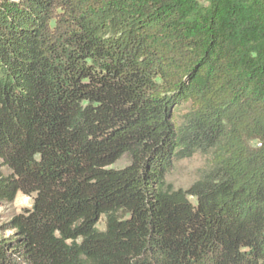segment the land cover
Here are the masks:
<instances>
[{"label": "trees", "instance_id": "obj_1", "mask_svg": "<svg viewBox=\"0 0 264 264\" xmlns=\"http://www.w3.org/2000/svg\"><path fill=\"white\" fill-rule=\"evenodd\" d=\"M19 193L0 264H264V0H0Z\"/></svg>", "mask_w": 264, "mask_h": 264}, {"label": "rangeland", "instance_id": "obj_2", "mask_svg": "<svg viewBox=\"0 0 264 264\" xmlns=\"http://www.w3.org/2000/svg\"><path fill=\"white\" fill-rule=\"evenodd\" d=\"M124 164V162H121L118 166H123ZM210 166L211 158L209 156L197 154L191 160L177 163L173 171L168 175V181L176 188L187 189L200 179L210 169ZM32 205L33 199L31 197L19 193L14 204L8 207H0V235L3 237L9 236L11 233L7 225L11 218L27 209H31ZM99 228L105 229L103 222L100 223Z\"/></svg>", "mask_w": 264, "mask_h": 264}]
</instances>
